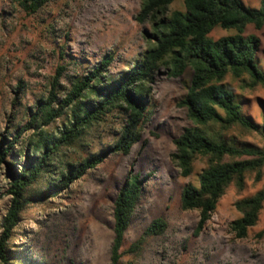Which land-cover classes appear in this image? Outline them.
<instances>
[{"label": "trees", "instance_id": "trees-1", "mask_svg": "<svg viewBox=\"0 0 264 264\" xmlns=\"http://www.w3.org/2000/svg\"><path fill=\"white\" fill-rule=\"evenodd\" d=\"M18 1L24 11L36 14L53 0ZM176 2L142 0L136 21L149 27L144 35L149 47L124 70L113 72L116 56L105 54L93 68L68 78L65 86L61 80L66 69L59 67L26 125L13 136L8 132L11 140L2 135L0 169L7 160L12 166L6 163L5 194L10 203L0 223V264H33L14 246L31 208L57 199L111 156H128L142 141L154 114V88L162 76L181 79L192 71L179 107L188 111L195 126L174 139L171 161L184 179L193 176L197 161L205 162L198 186L188 184L181 194L182 209L200 213L196 235L206 228L230 187L243 191L248 175L254 174L257 182L263 178L264 148L240 143L228 134L240 130L264 136V128L244 113V96L226 80L240 81L241 90L264 88L262 43L257 35L247 34L250 27L264 28V0L259 9L243 0H183L184 9L172 11ZM218 28L232 35L213 39ZM103 130L115 140L97 148L96 134ZM73 154L75 159L70 160ZM144 184L131 169L114 201L112 264H129L123 262L124 256L137 255L150 238L168 229L165 219H156L123 250ZM235 207L241 217L232 222L231 230L243 240L264 210V189L240 199Z\"/></svg>", "mask_w": 264, "mask_h": 264}, {"label": "rangeland", "instance_id": "rangeland-1", "mask_svg": "<svg viewBox=\"0 0 264 264\" xmlns=\"http://www.w3.org/2000/svg\"><path fill=\"white\" fill-rule=\"evenodd\" d=\"M243 2L261 7V0ZM183 9V0L171 7L172 11ZM141 10L142 0H53L29 14L18 0H0V140L2 135L11 140L10 134L26 125L59 67L66 69L61 80L66 86L68 78L93 68L105 54L116 56L113 72L139 58L149 47L144 35L150 31L136 21ZM247 34L260 38L259 58L264 66V28L250 27ZM230 35L218 28L211 37ZM191 77L190 69L181 79L160 77L152 99L154 114L142 141L128 156H111L57 199L31 208L14 240L15 250L25 253L33 264H112L114 201L133 169L145 184L123 250L156 219H165L168 229L150 238L137 255L124 256V263L264 264V210L246 239H236L231 230L232 222L241 217L235 203L263 190L264 176L257 182L254 174L248 175L243 191L230 187L200 235H196L200 213L181 207L182 191L188 184L198 186L205 168L203 160L197 161L193 176L184 179L171 161L174 139L195 126L188 111L179 107ZM226 83L244 96V113L264 128V88L241 90L240 81L231 77ZM228 136L264 148L262 135L233 130ZM114 140L109 130H103L96 134L95 144L104 147ZM71 157L74 160L75 154ZM6 163L12 166L10 160ZM6 163L0 169V223L10 203L5 194Z\"/></svg>", "mask_w": 264, "mask_h": 264}]
</instances>
